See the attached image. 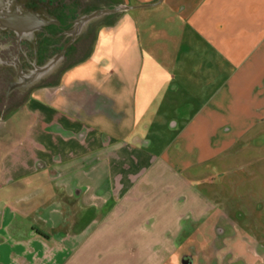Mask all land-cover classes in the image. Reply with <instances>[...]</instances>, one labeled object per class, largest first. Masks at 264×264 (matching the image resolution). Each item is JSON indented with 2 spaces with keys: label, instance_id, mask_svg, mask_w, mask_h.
I'll use <instances>...</instances> for the list:
<instances>
[{
  "label": "crops",
  "instance_id": "obj_1",
  "mask_svg": "<svg viewBox=\"0 0 264 264\" xmlns=\"http://www.w3.org/2000/svg\"><path fill=\"white\" fill-rule=\"evenodd\" d=\"M107 1L142 7L0 116V264H196L216 236L264 264L256 217L184 175L264 120V0Z\"/></svg>",
  "mask_w": 264,
  "mask_h": 264
},
{
  "label": "rangeland",
  "instance_id": "obj_2",
  "mask_svg": "<svg viewBox=\"0 0 264 264\" xmlns=\"http://www.w3.org/2000/svg\"><path fill=\"white\" fill-rule=\"evenodd\" d=\"M66 1L33 0L31 5L36 6L40 2L45 8L49 9L50 7L51 13L59 17L65 13L67 7L68 10L71 9V15L76 16V14H88L101 8L104 9L108 4L107 0H68L74 1L72 4L70 3L71 5ZM65 2L67 3L66 8L61 6V3ZM142 10L155 11L157 9ZM103 18L96 19V26L103 21ZM155 18L152 17V20L154 19L153 22L157 23ZM52 31L56 32L57 30L52 28ZM151 33L156 36L157 32L155 30ZM88 38L87 42L84 40L79 45V52L70 63L77 61L90 52L93 43L92 33ZM199 49L201 50V48ZM58 78H60V75L56 79ZM250 97V91H246L243 99L240 97V101H244L247 106L246 112L248 113L252 110L254 94L251 99ZM2 98L3 95H0V116L3 113L8 118L13 114V109L23 105L17 104L11 108L3 109L1 105ZM258 113L261 117H264V102ZM230 121L234 122L233 120ZM241 122H243L245 128L238 140H235L225 152L216 155L208 162L195 165L191 171L186 172L184 175L186 177L195 175L197 178H195L193 186L218 201L221 211L233 213L235 220L230 222L231 225L242 223L239 220L237 221L239 213L244 212L248 215V212H250L252 217H256L255 222H247L251 226L249 231L252 236L250 243L260 241L264 246V120H240V124ZM161 179L163 180V178ZM234 240L236 239L225 236L212 237V244L208 247L209 251H197L195 253L196 264H244L243 262L259 264L258 259L254 257V252L248 245L243 246L240 244V251L238 253L237 251L234 252L232 250ZM198 250L200 249L198 248ZM183 254L184 251L182 254L180 252V255ZM187 254L193 255L189 251H187Z\"/></svg>",
  "mask_w": 264,
  "mask_h": 264
},
{
  "label": "flooded vegetation",
  "instance_id": "obj_3",
  "mask_svg": "<svg viewBox=\"0 0 264 264\" xmlns=\"http://www.w3.org/2000/svg\"><path fill=\"white\" fill-rule=\"evenodd\" d=\"M32 1L17 0L20 6L38 12L49 22L48 25H43L34 36L23 37L11 30L0 28V95H3V109L26 103L36 88L57 83V76L61 75L70 61L77 56L79 45L93 34L96 26V20H92L78 30V21L102 9L88 14L71 15L67 0L61 3L67 10L63 15L56 17L49 10L50 7L47 9L40 2L32 6ZM73 2L68 1V4ZM52 28L57 31H52ZM52 62H55L53 68L45 71Z\"/></svg>",
  "mask_w": 264,
  "mask_h": 264
},
{
  "label": "water",
  "instance_id": "obj_4",
  "mask_svg": "<svg viewBox=\"0 0 264 264\" xmlns=\"http://www.w3.org/2000/svg\"><path fill=\"white\" fill-rule=\"evenodd\" d=\"M137 7L142 6H131L124 4L113 8H104L95 11L82 17L78 21V30L92 20L103 18L110 14L131 10ZM55 23L59 24L58 22ZM48 24L49 22L41 17L38 12L20 6L17 0H0V28L11 30L18 36L23 37L34 35L35 32L39 31L43 27V25L46 26ZM54 65L55 62L50 63L45 71L50 70Z\"/></svg>",
  "mask_w": 264,
  "mask_h": 264
}]
</instances>
